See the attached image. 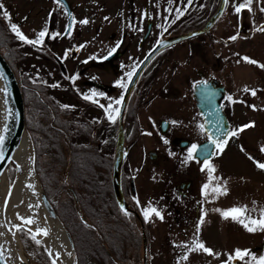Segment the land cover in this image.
I'll use <instances>...</instances> for the list:
<instances>
[{
    "label": "flooded vegetation",
    "instance_id": "flooded-vegetation-1",
    "mask_svg": "<svg viewBox=\"0 0 264 264\" xmlns=\"http://www.w3.org/2000/svg\"><path fill=\"white\" fill-rule=\"evenodd\" d=\"M40 3L41 7L31 15L39 18L25 31L26 34L21 32L30 40L37 39L38 33L45 28L49 32L42 44H29L41 66L31 72L34 77L24 73L34 93L38 96V92L45 94L50 111L46 128L49 148L52 155L63 149L67 158L75 152L77 161L91 168L89 179L94 183L96 198L100 199L103 193L111 195L114 264H132L139 258L141 239H125L129 231L134 233L137 230L135 212L146 236L145 264H150L152 243L154 245L152 237L156 236L158 248L169 243L165 240V224L169 229L174 226L179 230H191L194 220L202 215L203 204L197 199V195L201 198V187L196 174L207 159L199 160L195 156L188 159V153L193 145L209 138L204 127H200L203 120L199 105L206 110L212 109L213 102L217 101L230 132V114L224 105L225 84L217 77L206 75L204 70L189 72L186 76L189 92L184 93V97H189L188 106L185 102L189 114L181 119L190 122L192 127L182 128L177 122L179 114H172L181 113L180 100L166 95L168 89L164 88L171 79L174 81L182 67L178 64L181 60L164 65L172 51L168 47L172 43L157 50L141 66L120 110L121 104L115 102L123 99L126 87L121 85L127 86L133 76L129 77L128 73L134 74L153 46L165 38L163 23L159 20L163 2H155L159 13L157 11V17H154L150 13L152 5L149 7L147 0H127L121 28L117 30L115 21H110L108 29H100L102 26L98 21L91 39L85 38L79 25L83 0H59V3L57 0H41ZM0 4L3 5L0 33L14 43L16 40L24 42L12 31L11 25L19 28L27 23L34 9L19 19L11 1L0 0ZM56 33L59 35L53 38ZM1 41L4 43L5 39L1 37ZM0 46L4 50L0 48L2 54L7 51L3 44ZM13 49L22 55L19 65L15 61L12 65L4 57L17 74L15 68H23L20 65L26 53L17 44ZM93 93L97 95L93 96ZM85 96L92 99H85ZM109 105L119 108L120 115L115 123L108 119L106 109ZM197 127L205 135L199 141L194 135ZM118 147L122 153L119 187L128 214L119 206L112 184V167ZM80 181L82 192H85L88 179L82 176ZM149 208H155L160 216L153 213L146 219L144 212Z\"/></svg>",
    "mask_w": 264,
    "mask_h": 264
},
{
    "label": "rangeland",
    "instance_id": "rangeland-1",
    "mask_svg": "<svg viewBox=\"0 0 264 264\" xmlns=\"http://www.w3.org/2000/svg\"><path fill=\"white\" fill-rule=\"evenodd\" d=\"M9 1L16 8V15L19 19L31 8L34 9L29 14L30 20L19 27V30L25 33L30 25H33L35 20L39 18L31 15L41 7V0ZM126 1L83 0V5L79 9V12H81L79 25L85 38L91 39L98 21L103 27H100V29H108L110 21H115L116 29H120L124 21L122 15L124 14ZM147 1L149 7L152 5L150 13H153L154 17H157L156 13L158 11L155 2H163V12L159 20L161 24L163 23L164 37L185 32L182 23L187 21L191 26H195L189 30L202 28L219 3V0ZM244 2L245 0H226L223 11L207 30L168 46L172 51L168 54L169 56L167 55L168 60L164 61V65L177 63L178 60H181L178 61V64H182L174 81L171 79L164 87L168 89L166 95H171L174 99L178 98L180 100L181 113L172 112L175 115L179 114L180 117L177 118L179 125L186 129L192 127V124L183 121L181 116H188L189 114L186 107L188 106L189 97H184V93L189 92L186 76L193 69L204 70L206 75L217 77L225 84L226 97L224 105L230 114L229 121L231 124L223 151L221 152L215 145L211 158L207 159L215 171L210 172L209 169L204 167V164L198 167L196 178L201 187V194L199 195L201 198L197 195V199L201 200L203 204L202 215L194 220L191 230L188 228L179 230L178 227L174 226H170L169 229L165 224V240L169 243L162 249L158 248L156 236L152 237L154 245L152 243L150 264H226V262L227 264H255V261L252 260L253 256L257 259L264 257V230L257 229L255 232H250L238 220L231 217L225 219L222 215L223 211L233 207H246L247 212L245 217H242L245 222L248 218L260 219L264 217V169L258 166L259 163H264V67H261V65H264V31L258 30L264 28V11H261V8L264 7V0H253L250 11L248 8H244L237 12L236 7ZM98 3L100 7H98ZM84 20H87L88 23L80 24ZM232 37H236V39L233 40ZM15 44L18 47H23L25 50L23 52L26 53L21 61L22 65L20 66L23 68L20 71L26 73L27 76L29 74L34 77L31 72L41 66L39 57L35 55L32 49H29L31 48L29 44H25L20 40H16ZM29 50L31 52H28ZM245 57L255 60L257 63H248L244 59ZM37 78L41 79V77ZM253 90L256 93L255 95H252ZM229 97H231V100ZM246 125L253 126L245 127ZM198 127L197 132L194 134L197 141L205 138L204 133ZM233 132L237 134L233 136L231 134ZM146 164L150 163L147 162ZM149 166L150 168L153 167ZM6 174L10 180L14 177L13 165L8 166ZM205 184L209 185L207 195L204 192ZM217 186L226 188L227 194L211 191L212 188ZM52 199L55 200V197ZM216 209L220 211H216ZM21 217L20 214H16V218L20 222L24 221ZM59 220L61 221L60 218ZM201 220H203V223H201ZM134 223H136V220ZM18 225L15 226L17 235L26 253L34 263L53 264V259L44 243L37 237L33 239L38 230H42L41 227H36L33 234L31 228L28 231ZM136 228V231H138L136 234H139L138 237L129 231L125 239L131 237L140 240L141 233L138 225ZM31 240L39 241L44 254H39V250L31 244ZM197 240L207 248L212 249L214 254L209 255L203 250H191L193 243ZM237 249L248 250L251 255L245 257L244 260L230 259V256H234ZM141 256L142 249L140 247L139 258L132 264H145ZM185 256H187V259L183 258ZM109 257L116 263L113 255L112 257L109 255ZM55 264L57 263L55 262ZM90 264H101V262L91 259Z\"/></svg>",
    "mask_w": 264,
    "mask_h": 264
},
{
    "label": "trees",
    "instance_id": "trees-1",
    "mask_svg": "<svg viewBox=\"0 0 264 264\" xmlns=\"http://www.w3.org/2000/svg\"><path fill=\"white\" fill-rule=\"evenodd\" d=\"M188 22L182 23L185 31L195 27ZM1 37L5 39L4 43ZM6 38L0 33V45L3 44L7 49L3 55L12 65L14 61L19 65L22 55L13 49L12 39ZM0 48L4 51L1 46ZM15 70L23 85L25 127L33 145L34 167L46 197L72 238L77 264H90L91 259L98 260L101 264H114L106 251L107 249L111 253L115 242L112 229L111 195L103 193L100 199L96 198L94 183L89 179L91 168L81 164L80 160L77 161L75 152L67 158V154L60 148L52 155L46 137L50 111L45 103V94L38 92L39 96L36 95L30 80L20 71V67ZM59 146L62 145L59 144ZM82 176L88 179L84 193L80 181ZM70 189L74 192L78 205L90 225L82 223L77 217ZM53 197L55 200L52 199ZM136 232L138 231H134L135 236L138 237L139 234ZM31 244L39 250V254H44L37 241L31 240Z\"/></svg>",
    "mask_w": 264,
    "mask_h": 264
},
{
    "label": "water",
    "instance_id": "water-1",
    "mask_svg": "<svg viewBox=\"0 0 264 264\" xmlns=\"http://www.w3.org/2000/svg\"><path fill=\"white\" fill-rule=\"evenodd\" d=\"M225 1L226 0H219L217 8L210 15L207 22L202 28L166 36L164 39L160 40L153 46L148 55L142 60V62L134 72L133 76L131 77L129 83L127 84L124 91V96L122 99L123 102L121 103L120 110L122 109L124 100L132 87L135 77L137 76L141 66L146 62V60L161 48H164L172 43L178 42L180 40L194 36L207 30L223 11ZM199 110L202 114L204 130L208 134L209 138L197 145V151L194 153V156L199 160H205L211 158L212 156L214 148V144L212 143V141L216 140L218 143H220L226 139L229 132V125L217 101L213 102L212 109L208 108L206 110L204 106L199 105ZM27 135L29 134L25 127L22 85L13 67L10 65L4 55L0 52V137H2L4 141L3 144H0V180L2 176L6 173V170L10 165H13L14 167V175L16 172H18V166L14 162V157L19 153L22 142L25 136ZM121 159L122 153L118 147L112 167V184L116 200L120 207L121 205H123V209L125 210L126 205L121 195L119 187V172ZM31 169L39 204L41 205L45 216L47 217L52 227L60 229L63 232L62 235L64 237L65 245L68 250V263L77 264L76 253L71 236L63 226L62 222L59 220L58 216L56 215L53 209V206L51 205L50 201L48 200L43 191L42 185L38 179L34 167V158L31 162ZM70 191L74 198V205L79 219L83 223L90 225V223L86 220L84 213L79 209L73 191L71 189ZM135 215L136 223L138 227L141 228L140 232L142 244V261L145 263V233L143 228L141 227L140 218L136 212ZM21 227L26 228L28 231H30V228L24 225H21ZM14 232L16 234L15 241L17 242V245L20 248V256L14 261L10 260L4 253L0 244V264H35L34 261L26 253L17 235L16 229L14 230ZM106 251L112 257L111 253L107 249Z\"/></svg>",
    "mask_w": 264,
    "mask_h": 264
},
{
    "label": "bare ground",
    "instance_id": "bare-ground-1",
    "mask_svg": "<svg viewBox=\"0 0 264 264\" xmlns=\"http://www.w3.org/2000/svg\"><path fill=\"white\" fill-rule=\"evenodd\" d=\"M32 155V143L29 135H27L22 142L19 153L14 157L18 172L11 180L6 173L0 180L1 247L6 256L14 261L20 256V248L15 241L14 230L16 225H25L31 228L33 234L36 227H41L42 230H48V235L45 236L41 232L35 236L44 243L53 261L55 260L57 264H69L63 232L52 227L39 204L31 169ZM17 213L24 218L32 219L34 223L29 225L24 221L20 222L16 218Z\"/></svg>",
    "mask_w": 264,
    "mask_h": 264
},
{
    "label": "snow or ice",
    "instance_id": "snow-or-ice-1",
    "mask_svg": "<svg viewBox=\"0 0 264 264\" xmlns=\"http://www.w3.org/2000/svg\"><path fill=\"white\" fill-rule=\"evenodd\" d=\"M253 0H245L244 3H241L239 4L237 7H236V11L237 12H240L242 9L244 8H248V10L250 11L251 10V7L250 5L252 4ZM57 3H59V0H57ZM3 8V5L0 4V9ZM261 11H264V7L261 8ZM5 16H7V12L4 13ZM81 23H84V24H87L88 21L87 20H84L82 21ZM11 29L12 31L24 42L28 43V44H33V45H36V44H42L44 42V39L46 36L49 35V32H48V29L45 28L44 30L40 31L38 33V38L35 39V40H30L28 39L20 30L19 28L17 27V25L15 24H12L11 25ZM259 31H264V28H261V29H258ZM59 33H56L54 34L53 38L55 36H58ZM231 39H236V37H232ZM114 51V50H113ZM248 63H252V64H256L257 61L255 60H252L248 57H245L244 58ZM261 67H264V65H261ZM133 75V73H128V76L131 77ZM122 87H126L124 85H121ZM245 91H247V89H245ZM255 91L253 90L252 91V95H255ZM97 95L96 93H93V96ZM85 99H92L91 96H85L84 97ZM229 99L231 100V97H229ZM95 102V101H94ZM123 101H122V98L120 100H117L115 103L117 105L121 104ZM64 107H68V106H64ZM101 107H104L103 105H101ZM106 111L109 113L108 115V119L115 123L117 117L120 115V111H119V108H113L112 105H109L108 108L106 109ZM253 125H246L245 127H251ZM201 128H203L204 126L203 125H200ZM241 131H243V129H241ZM233 136H235L237 133L236 132H233L231 133ZM3 138L0 137V144H3ZM213 144L216 145V147L222 152L223 151V148H224V145L227 143V141H223V142H220L218 143L216 140H213L212 141ZM197 151V145H193L191 150L189 151L188 153V159H193L194 158V153ZM258 166L262 169H264V163H259ZM204 167L209 169L210 172H214L215 169L212 167V165L206 160L204 162ZM208 190H209V185L208 184H205L204 185V192H205V195L208 194ZM211 191L215 192V193H219V194H227V190L226 188H221L220 186H217V187H214L211 189ZM122 209H123V205H121ZM216 211H220L219 209H216ZM247 212V209L246 207L245 208H236V207H233L229 210H226V211H223L222 212V215L225 219H228L229 217H231L232 219H235V220H238V222H240L241 224H243L248 231L250 232H255L257 231V229L259 230H264V217L260 218V219H251V218H248L247 219V222H245V219H242V217H245V214ZM155 214L157 216H160V213L155 209V208H149L147 210H145L144 212V215H145V218H149L151 214ZM125 214H128L125 210ZM163 217H161L162 219ZM22 220H24V223L26 224H33L34 221L32 219H25L23 217H21ZM201 223H203V220H201ZM42 232L43 235H48V230L47 229H43V230H38L37 234H40ZM36 236L34 235L33 236V239H35ZM37 243H39V241H37ZM193 251L195 250H203L204 252H207L209 255H213V250L210 249V248H207L203 243L199 242L198 240L195 241L193 243V246H192V249ZM51 254V253H50ZM70 255V254H69ZM251 253L248 251V250H240V249H237L234 253V256H230V259H239V260H244L245 257H248L250 256ZM184 259H187V256L183 257ZM252 260L255 261V264H264V257H260V258H256V257H252ZM53 264H55V260L53 261ZM227 264V262H226Z\"/></svg>",
    "mask_w": 264,
    "mask_h": 264
}]
</instances>
